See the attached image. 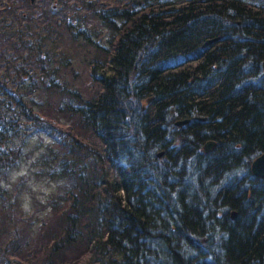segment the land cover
<instances>
[{
  "label": "trees",
  "instance_id": "16d2710c",
  "mask_svg": "<svg viewBox=\"0 0 264 264\" xmlns=\"http://www.w3.org/2000/svg\"><path fill=\"white\" fill-rule=\"evenodd\" d=\"M93 3L110 34L95 96L74 110L99 143L55 157L62 190L21 264H264V177L250 169L264 152V0ZM49 21L0 24V175L48 130L16 87L56 88L27 67L42 40L27 26Z\"/></svg>",
  "mask_w": 264,
  "mask_h": 264
},
{
  "label": "rangeland",
  "instance_id": "374dc122",
  "mask_svg": "<svg viewBox=\"0 0 264 264\" xmlns=\"http://www.w3.org/2000/svg\"><path fill=\"white\" fill-rule=\"evenodd\" d=\"M60 1L62 4L56 2L58 13L48 22V30H39L32 23L27 26L31 34L42 35L40 65L27 66L29 79L52 77L57 86L39 87L36 81L33 84L27 79L20 88L16 87L49 125L48 130L30 137L18 165L0 175V264H14V259L21 264V260L33 255L30 251L38 241L47 205L62 190L58 173H50L55 157L70 158L75 148L81 151L75 138L85 141L88 148L99 143L88 132L79 131L74 109L95 96L98 87L91 68L104 57L102 48L107 47L110 28L94 0H90V7L85 5L87 0ZM25 37L30 40L29 35ZM30 38L36 43L33 36ZM3 48L10 46L4 45L0 37V50ZM20 54H24L21 48L16 51V55Z\"/></svg>",
  "mask_w": 264,
  "mask_h": 264
},
{
  "label": "flooded vegetation",
  "instance_id": "af4514ba",
  "mask_svg": "<svg viewBox=\"0 0 264 264\" xmlns=\"http://www.w3.org/2000/svg\"><path fill=\"white\" fill-rule=\"evenodd\" d=\"M57 1L62 4L60 0H0V24L22 26L29 20H50L58 13Z\"/></svg>",
  "mask_w": 264,
  "mask_h": 264
},
{
  "label": "water",
  "instance_id": "95a60500",
  "mask_svg": "<svg viewBox=\"0 0 264 264\" xmlns=\"http://www.w3.org/2000/svg\"><path fill=\"white\" fill-rule=\"evenodd\" d=\"M219 39H220V37H214V38H211V39H207V40L204 41L203 45L206 46V45L212 44V43L216 42ZM262 68L264 70V60L262 61ZM199 119H205V118L204 117H199ZM188 122H189L188 118L180 119V120L175 121V125L181 126V125H184V124H186ZM213 145H214V141L209 140V141L205 142V144L203 145L204 151H209L212 148ZM162 154H163L162 152L158 153L159 156L162 155ZM250 169H251L253 174L258 175L260 177H264V152L259 154L251 162ZM235 216H236V212L232 211L231 212V217L235 218Z\"/></svg>",
  "mask_w": 264,
  "mask_h": 264
}]
</instances>
